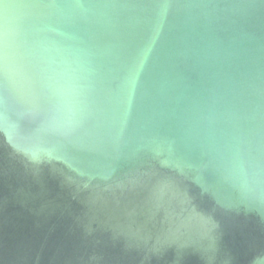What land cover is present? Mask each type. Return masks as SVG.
Masks as SVG:
<instances>
[{"label":"water","instance_id":"water-1","mask_svg":"<svg viewBox=\"0 0 264 264\" xmlns=\"http://www.w3.org/2000/svg\"><path fill=\"white\" fill-rule=\"evenodd\" d=\"M0 264H264V0H0Z\"/></svg>","mask_w":264,"mask_h":264}]
</instances>
